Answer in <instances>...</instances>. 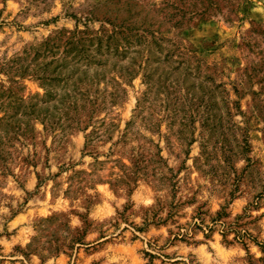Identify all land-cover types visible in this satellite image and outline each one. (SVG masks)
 <instances>
[{"label": "rangeland", "instance_id": "rangeland-1", "mask_svg": "<svg viewBox=\"0 0 264 264\" xmlns=\"http://www.w3.org/2000/svg\"><path fill=\"white\" fill-rule=\"evenodd\" d=\"M163 2L0 0V119L12 117L0 132V264H264V83L251 70L263 59L244 46L264 30V0H237L233 22L183 26ZM62 31L88 40L81 68L98 57L108 72L78 89L44 86L30 62L16 73ZM123 31L166 38L173 61L122 43L99 50ZM49 92L89 100L66 130L34 114Z\"/></svg>", "mask_w": 264, "mask_h": 264}, {"label": "trees", "instance_id": "trees-1", "mask_svg": "<svg viewBox=\"0 0 264 264\" xmlns=\"http://www.w3.org/2000/svg\"><path fill=\"white\" fill-rule=\"evenodd\" d=\"M162 6L165 17H169V21H171V23H175L178 26H183L186 23L191 22L195 16L206 18L208 16L219 15L225 18L227 22H233L234 19L232 17L234 16L238 7L237 0H164ZM141 40H143V38H138V35L136 34L125 36L124 31L123 33L114 32L112 35H105L97 39L99 50H102L104 47L109 49L114 45H119L122 43L128 50H131L132 48L134 49L137 46H141L143 50H146L153 57H155V51L162 53L165 50L167 51L166 56L168 57L166 60H169L170 56L175 55L174 52H176L175 50L177 48L174 45H171L170 48L163 47L162 44L164 42H170L166 38H162L160 40L153 39L152 42H148V40L141 42ZM86 42H88V40L85 42L84 40L76 41L75 37H66L63 31L58 32L54 38L47 39L37 48H30V50L26 52L25 57H21L19 59L20 63L19 66L15 68V71L20 76L27 73L31 69L29 66L30 62V64L34 65V69L32 71L36 72V75L40 77L39 79L41 80L42 84L49 88L56 85L55 83L71 81L72 85L78 89L84 78L90 83H95L101 76H104L105 73L108 72L110 64L105 61L103 62L102 60L101 66L98 61L99 58L95 57L91 65L95 67L98 66V69L93 68V70H91L90 68H81L82 66H79L80 61H75L81 59L84 52L86 53ZM89 42L95 43L96 41L93 39ZM244 46L252 53L258 51L260 57L263 59V63H261V66L259 65V68L253 67L251 70L256 79H261L262 81L260 82L264 83V30L258 26H253L248 31ZM61 47L63 48V54L65 56L60 62L56 54L58 53L57 50L61 49ZM78 54H80L79 58ZM71 56H73V59L70 61L69 58ZM48 57L51 58L50 61L47 60ZM169 61H173V58H171ZM176 61L178 60H174V62ZM72 64L73 68H70L69 65ZM60 68L63 69V74L62 71L57 72L60 70ZM103 69H105V72ZM53 73H57V78H50L48 76V74L52 75ZM131 73L132 72L129 70V68L124 70L125 76H129ZM45 97H47L46 100L43 99V101H36L33 111L37 119L41 120L47 129L50 124L51 127L57 124L55 123L56 118L65 119V122L61 124L63 130L71 127V124H68L67 122L70 121L72 112L78 111L80 109L81 111L85 110L87 103L89 102L87 98H85V100L83 99L84 94H81V99H78L77 95H75V92L74 94L67 92L63 96L49 92V94H47ZM79 101H81V104L78 103ZM40 102L45 106H40ZM11 119L12 117H10V115L0 119V132H5L6 135L8 134L9 128L12 126ZM21 122L25 124V121L22 120ZM59 124L60 121L58 122V125ZM27 132L28 129H25L23 133ZM1 144L2 143L0 142V166L7 170L8 168L5 166L1 157L4 155L5 151L4 147H1ZM239 235H241V233H238V236Z\"/></svg>", "mask_w": 264, "mask_h": 264}]
</instances>
